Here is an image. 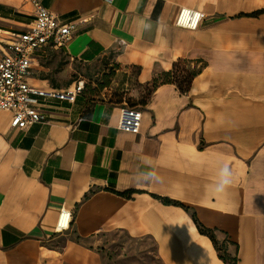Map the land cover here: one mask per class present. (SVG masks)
Listing matches in <instances>:
<instances>
[{"label":"crops","instance_id":"0c3cea01","mask_svg":"<svg viewBox=\"0 0 264 264\" xmlns=\"http://www.w3.org/2000/svg\"><path fill=\"white\" fill-rule=\"evenodd\" d=\"M39 2L75 29L34 54L29 85L66 90L75 63L113 64L143 118L121 131L124 101L84 92L41 99L46 120L24 130L0 112V264H96L116 232L164 264H264V0ZM181 8L205 15L197 30L176 26ZM34 21L28 0H0V57Z\"/></svg>","mask_w":264,"mask_h":264},{"label":"built area","instance_id":"2783aa9c","mask_svg":"<svg viewBox=\"0 0 264 264\" xmlns=\"http://www.w3.org/2000/svg\"><path fill=\"white\" fill-rule=\"evenodd\" d=\"M28 1L35 7L34 24L26 33L16 35V39L8 46V53L0 57V112H11V127L21 130L46 120L40 104L41 99L74 104L85 90L83 81L75 83L66 90L38 89L29 85L28 78L31 74L34 54L47 47H64L73 37L75 26L62 23L59 17L42 6L39 0ZM204 17L205 15L200 11L181 8L176 26L195 31L200 27ZM142 118V111L138 107L124 101L119 129L127 133L139 134ZM72 219V210L63 206L57 219L56 232L68 231Z\"/></svg>","mask_w":264,"mask_h":264},{"label":"rangeland","instance_id":"374dc122","mask_svg":"<svg viewBox=\"0 0 264 264\" xmlns=\"http://www.w3.org/2000/svg\"><path fill=\"white\" fill-rule=\"evenodd\" d=\"M73 78L67 80L72 84L78 80L84 81V93L94 99L110 98L116 101L131 103L126 73H121L117 79L116 66L83 65L75 63ZM100 255L96 264H164L159 256L155 243L149 239H132L121 232L103 234L91 246Z\"/></svg>","mask_w":264,"mask_h":264},{"label":"trees","instance_id":"16d2710c","mask_svg":"<svg viewBox=\"0 0 264 264\" xmlns=\"http://www.w3.org/2000/svg\"><path fill=\"white\" fill-rule=\"evenodd\" d=\"M181 74V68L177 65L175 66L174 70L172 72H170L169 74H166V76L164 77V81L167 82H171L174 81L176 82L178 80V75ZM188 79L185 83H187L186 85H188ZM131 106H136L135 104H131ZM137 107V106H136ZM203 231V230H202Z\"/></svg>","mask_w":264,"mask_h":264},{"label":"clouds","instance_id":"9594fccd","mask_svg":"<svg viewBox=\"0 0 264 264\" xmlns=\"http://www.w3.org/2000/svg\"><path fill=\"white\" fill-rule=\"evenodd\" d=\"M229 172H228V169L227 167H225L222 172H221V180H220V183L217 187V191H222L224 186L227 185L230 181L228 179V176H229Z\"/></svg>","mask_w":264,"mask_h":264}]
</instances>
